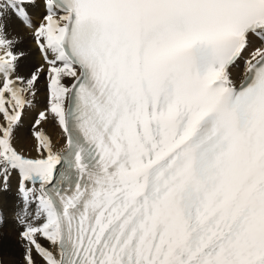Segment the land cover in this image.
<instances>
[{"label": "snow or ice", "instance_id": "6c2138e0", "mask_svg": "<svg viewBox=\"0 0 264 264\" xmlns=\"http://www.w3.org/2000/svg\"><path fill=\"white\" fill-rule=\"evenodd\" d=\"M13 177L22 264H264V0H0Z\"/></svg>", "mask_w": 264, "mask_h": 264}, {"label": "bare ground", "instance_id": "6f19581e", "mask_svg": "<svg viewBox=\"0 0 264 264\" xmlns=\"http://www.w3.org/2000/svg\"><path fill=\"white\" fill-rule=\"evenodd\" d=\"M30 14L32 23L38 22L39 10H31ZM7 30L9 35H17L20 37L19 48L24 52V58L21 61V73L27 75L32 69L41 63L40 54L38 53L35 45L32 42L31 35L27 29L19 25L15 20L8 18L6 20ZM242 65L232 70L233 80L242 78ZM38 95L34 102V106L29 110L24 117L23 131H27L32 123L33 117L37 114L38 110H42L45 103V81L42 78L37 84ZM45 129L51 132V126L45 125ZM57 136H53L55 140ZM29 138L26 136L22 138L21 143H28ZM19 204L16 191V179L12 178L9 189L7 192H0V211L6 217V223L0 228V261L3 264H22L21 262V249L16 239V233L19 231L16 224L12 220V214Z\"/></svg>", "mask_w": 264, "mask_h": 264}, {"label": "rangeland", "instance_id": "374dc122", "mask_svg": "<svg viewBox=\"0 0 264 264\" xmlns=\"http://www.w3.org/2000/svg\"><path fill=\"white\" fill-rule=\"evenodd\" d=\"M24 47H25V46H24ZM24 47H22L21 50H22Z\"/></svg>", "mask_w": 264, "mask_h": 264}]
</instances>
